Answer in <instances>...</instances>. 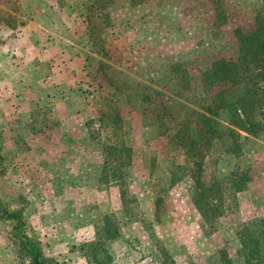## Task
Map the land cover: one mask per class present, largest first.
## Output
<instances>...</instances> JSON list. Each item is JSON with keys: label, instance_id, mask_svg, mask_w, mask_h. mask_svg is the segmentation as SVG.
I'll use <instances>...</instances> for the list:
<instances>
[{"label": "rangeland", "instance_id": "374dc122", "mask_svg": "<svg viewBox=\"0 0 264 264\" xmlns=\"http://www.w3.org/2000/svg\"><path fill=\"white\" fill-rule=\"evenodd\" d=\"M263 11L0 0V204L46 264H262L243 244L264 240V114L252 131L233 127L231 107L212 132L201 116L215 89L204 73L236 57L237 31ZM186 134L203 138L182 145ZM212 183L225 202L203 217L193 197ZM15 224L0 218V264L22 262Z\"/></svg>", "mask_w": 264, "mask_h": 264}, {"label": "trees", "instance_id": "16d2710c", "mask_svg": "<svg viewBox=\"0 0 264 264\" xmlns=\"http://www.w3.org/2000/svg\"><path fill=\"white\" fill-rule=\"evenodd\" d=\"M236 38L239 45L236 57L216 60L211 68L204 73L203 80L211 88H215L210 95L211 101L204 109L210 118L205 115L201 116V120L206 122L209 132L214 130L216 124L214 117L220 107L223 109L231 107L233 118L230 119V123L238 130L244 131H252L257 125L254 122V116H252L253 112L258 111L262 115L264 114V14L255 19L252 30L237 31ZM229 132L231 136H234L233 131L229 130ZM202 138L203 136L200 134H197L195 139L192 135L186 134L184 141L182 139L180 141L183 142L182 145L189 142L190 145L197 146ZM207 141L211 143L213 139L208 138ZM189 151H192L193 157L198 155L194 149ZM127 159L128 162H131V155H128ZM241 176L243 175H234L230 189H239ZM219 189L220 186L214 183L208 187L200 184L198 192L193 197V203L203 217L209 214L214 216L215 213H220L219 211L223 209L225 201L222 202L223 194L219 193ZM203 192L205 195L201 196L200 194ZM0 218L16 222L13 228L14 240L18 243L21 264H25V262L27 264H46L40 249L32 244L27 237L20 214L10 213L0 204ZM262 237L264 238L263 235ZM263 241L249 240L243 244L245 251L247 250L248 260L255 259V253L261 254V251H264ZM261 263L264 264V260H261Z\"/></svg>", "mask_w": 264, "mask_h": 264}]
</instances>
